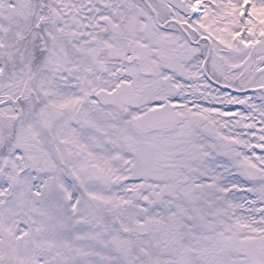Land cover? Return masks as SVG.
I'll return each mask as SVG.
<instances>
[{"label":"snow or ice","instance_id":"6c2138e0","mask_svg":"<svg viewBox=\"0 0 264 264\" xmlns=\"http://www.w3.org/2000/svg\"><path fill=\"white\" fill-rule=\"evenodd\" d=\"M0 264H264V0H0Z\"/></svg>","mask_w":264,"mask_h":264}]
</instances>
